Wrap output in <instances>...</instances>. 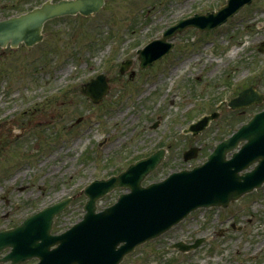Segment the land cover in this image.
I'll return each mask as SVG.
<instances>
[{
	"label": "rangeland",
	"instance_id": "obj_1",
	"mask_svg": "<svg viewBox=\"0 0 264 264\" xmlns=\"http://www.w3.org/2000/svg\"><path fill=\"white\" fill-rule=\"evenodd\" d=\"M39 2L0 0V19ZM223 2L105 0L88 18L47 20L42 40L33 45L0 47V229L72 196L54 217L52 231L59 232L81 218V188L93 178L164 146L166 157L144 182L158 179L199 162L230 127L248 118L257 107L240 113L217 105L240 83L256 80L264 89V51L257 50L264 39V0H253L210 32L187 28L176 34L170 54L149 68H140L135 54L172 22ZM126 56L131 64L121 73ZM99 72L110 90L94 104L80 86ZM212 110L219 116L203 131L182 132ZM191 144L202 145L201 152L184 162L181 152ZM118 192L99 199L98 208ZM232 221L244 227L228 228ZM200 236L203 243L188 252L169 247ZM127 256L122 264H264V186L225 208L192 211Z\"/></svg>",
	"mask_w": 264,
	"mask_h": 264
},
{
	"label": "water",
	"instance_id": "obj_2",
	"mask_svg": "<svg viewBox=\"0 0 264 264\" xmlns=\"http://www.w3.org/2000/svg\"><path fill=\"white\" fill-rule=\"evenodd\" d=\"M251 0H226L218 10L196 14L181 20L164 31L162 38L155 39L138 50L140 66L150 64L172 46L165 37L188 25L200 29L213 28L236 13ZM103 0L44 1L40 6L0 21V45L8 40L16 45L20 40L32 44L41 39L42 23L47 18L80 12L97 11ZM264 47V42L262 43ZM262 49V48H261ZM129 60L120 70L127 68ZM107 91L102 74L86 83L82 92L97 102ZM259 95L250 87L229 101L233 108L258 101ZM217 114L202 116L189 129L194 133L202 129ZM247 141L226 158L240 140ZM197 148L184 152V157L196 156ZM162 151L131 163L117 175L94 179L84 186L88 197L82 219L59 234H51L54 215L62 210L71 197L64 198L25 218L18 226L0 231V250L8 246L10 251L0 260L11 259L16 264L26 258L38 257L36 264H117L123 255L135 245L158 235L198 206H226L230 200L252 190L264 180V110L253 114L229 137L217 143L207 160L191 169L172 172L160 182L141 185L145 174L153 169L162 157ZM258 163L250 171L241 170L252 162ZM128 191L121 193L116 202L96 211V199L114 187ZM193 244L175 243L180 249L194 248ZM52 246V247H51Z\"/></svg>",
	"mask_w": 264,
	"mask_h": 264
}]
</instances>
